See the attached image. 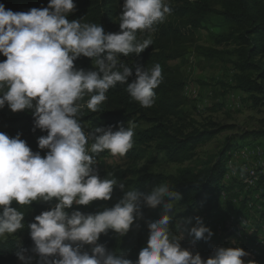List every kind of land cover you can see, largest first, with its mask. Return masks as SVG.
Instances as JSON below:
<instances>
[{
  "label": "clouds",
  "instance_id": "obj_1",
  "mask_svg": "<svg viewBox=\"0 0 264 264\" xmlns=\"http://www.w3.org/2000/svg\"><path fill=\"white\" fill-rule=\"evenodd\" d=\"M75 10L74 0H49L47 7L26 12L0 4V55L6 57L0 61V109L7 105L13 113L30 111L33 131L47 133L37 139L38 148L47 150L42 156L20 133L12 137L0 132V237L25 228V212L14 202L29 207L45 202L49 210L27 224L33 247L14 250L21 264H32L29 251L37 257L35 264H257L245 261L249 253L239 246L216 247L208 258L183 247L184 230L174 211L182 196L168 184L142 191L114 173L104 178L98 173L101 153L124 156L133 147L135 125L93 128L83 122V110L96 113L118 83L142 107L154 104L162 81L160 64L135 66L129 83L133 67L121 56H138L152 45L138 33L154 32L164 22L172 11L168 0H124L114 33L84 18L69 20ZM81 56L91 59V70L75 65ZM116 188L123 195L113 206L95 213L74 209L111 200ZM144 205H163V211L146 222L149 236L136 260L98 243L109 230L123 237L134 224L139 228ZM184 223L194 242L214 235L200 217L194 224L191 218ZM86 245L90 251L84 250Z\"/></svg>",
  "mask_w": 264,
  "mask_h": 264
},
{
  "label": "trees",
  "instance_id": "obj_2",
  "mask_svg": "<svg viewBox=\"0 0 264 264\" xmlns=\"http://www.w3.org/2000/svg\"><path fill=\"white\" fill-rule=\"evenodd\" d=\"M212 0L185 1V5H170L172 11L169 15L188 17L190 23L201 27L203 21L210 13H216L226 23L228 32L221 34L216 43L231 42L234 48L231 51H221L213 47L196 45L197 54L217 58L228 57L234 68V83L237 89L245 92L251 99L253 106L264 104V0H216L220 10L213 9ZM49 0H0L6 9L13 12H26L29 9L47 7ZM76 10L68 16L69 20L85 19L88 22L99 23L105 32L119 31V15L122 12L124 0H74ZM156 39L152 45L138 56H121L127 65L133 67L135 78V66L152 67L160 64L162 68V81L155 89V102L151 107H142L133 100L126 91L125 84H117L107 93V99L100 105L96 113L87 109L83 110L82 119L91 127L116 126L118 123L145 122L146 128L134 129L133 147L123 156L130 161L137 162L149 154V147H153L157 153H162L171 162L182 164L191 161L195 157V149L211 141L223 127L215 123L210 125L197 124L188 116L185 110L187 99L183 96L184 81L176 73V69L169 62L181 58L192 43L189 39H177L180 31L171 24L164 22L155 26ZM138 37L145 38V33H138ZM6 57L0 55V61ZM78 68L92 69V61L81 56L75 61ZM87 99V97H85ZM33 117L30 111L13 113L7 105L0 109V132L14 137L21 134L30 148L40 151L43 156L47 150L38 148L37 139L46 132L39 129L33 131ZM250 134L264 135V131L245 133L242 138ZM227 140L225 147L218 155L208 163L197 167H182L174 174H161L146 172L127 181L129 187L142 191H150L153 186L166 183L170 188L179 192L182 196L180 204L188 210L203 209L207 214L220 211V193L228 192L235 185L226 184L223 181L225 164L229 157L233 144ZM109 152L105 151L97 157V161L105 157ZM153 160V159H152ZM115 177L125 179L124 171H116ZM232 187V188H231ZM122 197V192L116 188L112 199L109 201H94L88 206H75L84 213H95L104 207L113 206ZM20 211L25 212V228L15 234L0 237V264H20L15 255V248L22 246L29 249L33 242L27 229V224L33 222L34 217L42 211L49 210L50 205L45 202H33L29 206H20L13 203ZM142 206V212L150 209ZM112 231L102 234L98 243L103 244L109 251L115 244ZM256 234H251L246 247H250L256 239Z\"/></svg>",
  "mask_w": 264,
  "mask_h": 264
},
{
  "label": "rangeland",
  "instance_id": "obj_3",
  "mask_svg": "<svg viewBox=\"0 0 264 264\" xmlns=\"http://www.w3.org/2000/svg\"><path fill=\"white\" fill-rule=\"evenodd\" d=\"M185 1L194 0H168L169 5L174 6L185 5ZM211 5L213 9L220 10V5L216 0H212ZM166 24H171L180 31V36L177 39H189L188 44L192 43L181 58L169 62V65L176 69V73L185 83L182 94L187 99L186 113L196 121V125L215 123L223 127V130L211 141L197 147L195 157L191 161L182 164L174 163L169 161L164 154L157 153L153 147H149L148 156L137 162L108 153L97 161L98 173L101 178H104L107 172L124 171L126 178L123 180L126 181L146 172L174 174L182 167H197L208 163L225 147L227 140H230L229 143L234 146L226 162L231 161L232 163L231 174L224 177L223 181L231 186L235 185V188L220 193V211L210 215L205 212L204 208L188 210L179 201L174 202L176 206L174 211L177 213L176 220L181 222V229L184 230V239L181 242L183 247L189 248L194 253L199 252L203 258H208L214 248L219 246L233 245L232 247H236L239 245L247 252L249 249L246 247L248 244L246 234L251 232L250 229L253 225H255L253 228L258 227L259 224H254L253 221H257L261 212H264L262 201L264 199V152L260 151V148L263 150L262 147H264V135L250 134L245 138L242 137L245 133L252 131H264V104L253 106L248 95L236 88L233 80L235 71L228 57H224V59L207 57L197 54L194 50L196 45L213 47L221 51H231L234 48L231 42L216 43V39H219L221 34L228 32L227 25L221 16L210 13L203 21L202 26L196 28L190 23L188 17L168 15ZM156 37V31L145 33V38L156 39ZM131 124L139 129L148 126L145 122L134 121ZM248 146L250 157H241L239 153L243 151L239 150ZM246 165L249 166V171L254 172L259 179L258 187L255 189H245L243 181L249 178H243L239 174V169ZM162 211L163 206L157 210L150 209L143 212V219L137 221L140 227L137 228L134 224L123 237L111 232L113 240L117 244L111 251L122 253L127 258L136 260L149 236L146 222L158 219ZM196 217L202 218L204 225L214 233L209 241L194 242V238L188 235L186 229L190 225L184 221L191 218L194 224ZM176 220L172 225L174 232H177ZM250 235L248 234V237ZM226 237L229 238L228 241L225 240ZM259 238L264 241V234L259 235ZM233 240L236 241L235 244L230 243ZM90 248L91 246L86 245L84 250L90 251ZM29 255H32L33 260L36 261L37 258L30 251ZM243 259L247 261L251 258L248 255ZM252 260H255L257 264H264V250L260 256L256 255ZM19 263L21 264V261Z\"/></svg>",
  "mask_w": 264,
  "mask_h": 264
},
{
  "label": "bare ground",
  "instance_id": "obj_4",
  "mask_svg": "<svg viewBox=\"0 0 264 264\" xmlns=\"http://www.w3.org/2000/svg\"><path fill=\"white\" fill-rule=\"evenodd\" d=\"M248 148H249V146L245 147L243 149H248ZM243 149H241L239 151H243ZM252 173H254V172H252ZM258 180H259L258 177L255 175V181L257 182ZM243 183L245 185V189H247V190L256 188L255 184L252 183L251 179H246V181H243ZM262 201L264 204V199ZM253 222H254V224H259L258 227H255V228H253V226H255V225L252 226L253 231H258V236L254 240L253 244L249 248L247 247V249H249V250H247V252L250 254H254V256H256V255L260 256L264 250V241L262 239V242H263V244H262L261 241L258 239H261V238H259V235L264 234V212H261L260 217L257 219V221L254 220ZM248 234H251V232L246 234L247 235L246 238H249ZM225 240L228 241L229 238L226 237ZM239 247H241V246H239Z\"/></svg>",
  "mask_w": 264,
  "mask_h": 264
},
{
  "label": "built area",
  "instance_id": "obj_5",
  "mask_svg": "<svg viewBox=\"0 0 264 264\" xmlns=\"http://www.w3.org/2000/svg\"><path fill=\"white\" fill-rule=\"evenodd\" d=\"M262 148L264 150V147H262ZM263 150L260 148V151L261 152H264ZM239 154L241 155V157L249 158L250 157V149H243V152H241ZM231 164H232L231 161L226 162V164H225V175H224V177H228L229 174H231ZM239 170H240L239 171V174L241 175V177L251 179L252 180V183L255 184L256 187H258V183L255 181V173H251L249 171V166L248 165H246L244 168L239 169ZM250 231H251V234H257V236H258V231H253V229H250ZM258 240H260L261 243L263 244L262 239H258ZM230 246H233V245H230ZM249 258L254 259V254H250L249 253ZM34 263H35V261L32 258V264H34Z\"/></svg>",
  "mask_w": 264,
  "mask_h": 264
},
{
  "label": "crops",
  "instance_id": "obj_6",
  "mask_svg": "<svg viewBox=\"0 0 264 264\" xmlns=\"http://www.w3.org/2000/svg\"><path fill=\"white\" fill-rule=\"evenodd\" d=\"M233 235V234H232ZM237 246H239V245H237ZM246 251V250H245Z\"/></svg>",
  "mask_w": 264,
  "mask_h": 264
}]
</instances>
